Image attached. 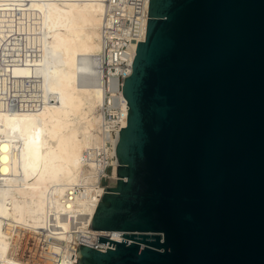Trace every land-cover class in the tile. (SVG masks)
<instances>
[{
    "label": "water",
    "instance_id": "obj_1",
    "mask_svg": "<svg viewBox=\"0 0 264 264\" xmlns=\"http://www.w3.org/2000/svg\"><path fill=\"white\" fill-rule=\"evenodd\" d=\"M122 90L92 227L125 240L81 264H264V0H149Z\"/></svg>",
    "mask_w": 264,
    "mask_h": 264
},
{
    "label": "bare ground",
    "instance_id": "obj_2",
    "mask_svg": "<svg viewBox=\"0 0 264 264\" xmlns=\"http://www.w3.org/2000/svg\"><path fill=\"white\" fill-rule=\"evenodd\" d=\"M148 15L149 0H0V264H81L82 244L125 240L92 222Z\"/></svg>",
    "mask_w": 264,
    "mask_h": 264
},
{
    "label": "built area",
    "instance_id": "obj_3",
    "mask_svg": "<svg viewBox=\"0 0 264 264\" xmlns=\"http://www.w3.org/2000/svg\"><path fill=\"white\" fill-rule=\"evenodd\" d=\"M132 2L134 1V0H131ZM136 2H139V1H136ZM139 5V4H138ZM137 5V6H138ZM117 13H119L118 12V10L116 11ZM120 14V13H119ZM123 26H125V24L123 25ZM118 32H121V30H119ZM144 41V40H143ZM141 42V41H140ZM107 50H109V49H107ZM135 55H136V53H135ZM134 58H135V56H134ZM133 61H134V59H133ZM108 65V64H107ZM127 64L125 63V66H126ZM132 66H133V63H132V65H131V72L129 73V74H124L123 75V77H122V81H124V79L125 78H127V77H129L130 75H131V73H132ZM122 87H123V82H122ZM122 92H123V90H122ZM108 118H112V116L109 114L108 115ZM122 130V129H121ZM91 246H93V245H91ZM94 248H96V249H99V250H102V251H107V249H109V248H113V246L111 245L110 246V243L108 242L107 243V245H105V244H98V245H95V246H93Z\"/></svg>",
    "mask_w": 264,
    "mask_h": 264
},
{
    "label": "rangeland",
    "instance_id": "obj_4",
    "mask_svg": "<svg viewBox=\"0 0 264 264\" xmlns=\"http://www.w3.org/2000/svg\"><path fill=\"white\" fill-rule=\"evenodd\" d=\"M108 69V68H107ZM111 167H109L108 169H107V173L108 174H110L111 173ZM102 184L104 185V186H109L110 185V181H109V179L106 177V178H103V180H102Z\"/></svg>",
    "mask_w": 264,
    "mask_h": 264
}]
</instances>
